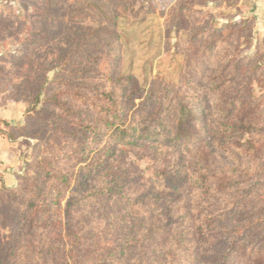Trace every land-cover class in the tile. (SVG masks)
<instances>
[{
	"label": "trees",
	"instance_id": "16d2710c",
	"mask_svg": "<svg viewBox=\"0 0 264 264\" xmlns=\"http://www.w3.org/2000/svg\"><path fill=\"white\" fill-rule=\"evenodd\" d=\"M135 2L46 0L17 18L24 49L3 70L28 107L0 131L36 143L0 186V264H264V63L260 45L241 49L255 18L218 26L178 0L166 27L193 26L174 45L178 77L143 86L119 70L118 19ZM156 147L167 192L127 188L123 151Z\"/></svg>",
	"mask_w": 264,
	"mask_h": 264
},
{
	"label": "rangeland",
	"instance_id": "374dc122",
	"mask_svg": "<svg viewBox=\"0 0 264 264\" xmlns=\"http://www.w3.org/2000/svg\"><path fill=\"white\" fill-rule=\"evenodd\" d=\"M177 1L136 0L133 7L124 11L118 19L117 30L121 41L119 70L135 75L143 86H147L150 79L159 74L172 79L178 77L183 57L174 52V45L186 42L193 26L181 30L173 26L166 27L168 12ZM240 2L241 0H192L198 9L216 18L218 26L233 21L235 14L238 17L241 15L240 18H252L247 15L249 7L237 6ZM46 8V0H0V129L3 131L8 129L4 120L12 125L23 124L28 107L25 94H20L18 99L11 98L12 84L6 82L10 74L3 70L5 67H13V57L24 49L26 27L16 26L17 18L23 21L28 19L27 22H30L33 18L42 17ZM192 21L194 25L197 23L196 19ZM249 37L252 40L250 46L245 38L242 39L243 54L254 53L255 46L260 45L257 48V58L260 63H264V34L256 30L255 23ZM253 87L257 95L264 93V88L256 81L253 82ZM5 141L12 148H7ZM35 143V139L18 133L17 139L10 140L0 131V186L17 184V174L22 173L26 162L32 159ZM217 152L215 151L216 154ZM163 158L160 147L124 150L116 169L135 178L133 186L130 184L127 188L142 190L149 183L158 191L167 192L168 186L162 172L166 169L167 162ZM223 159L227 158L223 156ZM187 191L185 189V193Z\"/></svg>",
	"mask_w": 264,
	"mask_h": 264
},
{
	"label": "crops",
	"instance_id": "0c3cea01",
	"mask_svg": "<svg viewBox=\"0 0 264 264\" xmlns=\"http://www.w3.org/2000/svg\"><path fill=\"white\" fill-rule=\"evenodd\" d=\"M244 3L246 5H244ZM237 6L240 8L242 6L243 8L249 7L248 9L249 13H247L248 16H251L255 18V28L259 33L264 34V0H241ZM242 17L241 15L238 17V15H234L233 20L240 19ZM5 146L7 148H12L9 142L5 141ZM6 148V147H5ZM14 148V147H13Z\"/></svg>",
	"mask_w": 264,
	"mask_h": 264
}]
</instances>
